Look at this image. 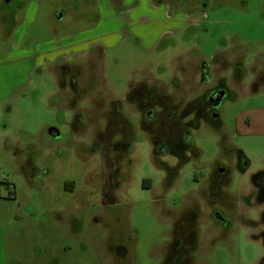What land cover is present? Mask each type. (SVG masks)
I'll use <instances>...</instances> for the list:
<instances>
[{
    "label": "rangeland",
    "instance_id": "obj_1",
    "mask_svg": "<svg viewBox=\"0 0 264 264\" xmlns=\"http://www.w3.org/2000/svg\"><path fill=\"white\" fill-rule=\"evenodd\" d=\"M81 1L83 13L75 12L74 17L61 11L57 21L53 10H67L77 0H9L6 8L5 0H0V16L11 14L13 21L8 37L0 20V55L11 45L12 31L24 23L26 6L34 4L33 21L21 45L34 64L31 74L26 66L20 68V81L28 84L16 91L11 107L0 110V264H110L106 249L112 243L131 250L128 264H158V249L167 235L160 207H178L191 198L200 209L197 262L257 264L264 248L240 228L226 238L210 237L215 229L206 222V198L197 192L215 159L225 156L222 138L228 151L239 149L249 165L246 174H231L230 194L248 183L249 173L264 167V126L246 131L243 124V119L254 120L257 109L264 108L263 86L246 92L255 74L264 77V0H213V8L204 10L201 0H160L158 8L150 0H124L123 8L112 1ZM99 1L107 8L94 7ZM193 5L204 16L195 15L197 25L182 30L186 24L182 9ZM98 25H103L100 31L112 34L102 46L86 47V56L57 50L43 58L52 47L62 50L69 35ZM235 58L244 75L236 86L238 93L220 107L217 124L198 119L191 123L189 135L198 158L176 167L178 177L165 195L160 190L163 172L152 162L146 138L133 122L135 116L127 117L134 137V150L126 159L128 175H122L116 204L107 210V217L100 214L98 193L87 195L92 191L87 184L90 176L100 167L98 154H89L88 145L93 130L97 134L104 128L111 98L122 100L129 83L149 79L175 101L186 103L204 88L196 64H220L233 86L229 64ZM62 63L76 64L80 72L81 93L76 97L80 101H73L82 112L75 130L84 136L70 133L72 112L66 108L70 90L66 81L60 86L62 75L57 79L54 69ZM3 82L8 84L10 79ZM50 127L58 132L57 138L47 133ZM29 154L36 165L31 171L23 162ZM144 180L150 189L143 186ZM64 190L66 198H71V190L85 194L86 211L80 213L73 200L60 201Z\"/></svg>",
    "mask_w": 264,
    "mask_h": 264
},
{
    "label": "flooded vegetation",
    "instance_id": "obj_2",
    "mask_svg": "<svg viewBox=\"0 0 264 264\" xmlns=\"http://www.w3.org/2000/svg\"><path fill=\"white\" fill-rule=\"evenodd\" d=\"M111 1L112 3L117 2L116 5L119 4L120 8L126 5L124 0H105L110 4ZM204 1L199 2L202 10L213 8V0ZM8 2L9 0H5V8ZM81 2V0L73 2L67 10L62 7L55 8L52 17L55 12L54 18L60 21L61 11L65 12L66 15L72 13L74 17L75 12L83 13L85 7L80 5ZM150 2L156 8L162 4L160 0H150ZM106 5L100 6V3L96 2L94 7H98L101 11L102 8H107ZM111 6L114 9L115 5ZM198 8L199 6L193 5L182 9L185 12L184 19L186 22L182 30L197 25L199 20L195 15H198V17L204 16V11ZM10 15L0 16V20L5 25L4 35L6 36H9L8 33L13 27ZM73 16L71 17L73 18ZM79 18L81 17H78V21H81ZM94 19L95 22L99 21L98 13H96ZM71 65L76 66L72 63H62L60 66H55L54 69L57 79L63 74L61 84L66 81V89L70 90L69 97L66 99V108L72 112L69 122L70 133H74V136L77 134L76 137H80L84 136V132H78L75 130V126L81 122L82 112L78 110L77 104L73 101H80L76 99L77 95L81 93L78 87L80 72L77 68V70L72 71L70 69ZM229 65L232 67L230 78L233 86L228 78L224 77V69L220 64L216 63L214 66L210 65L209 67L205 64H196L195 69L199 75V83L204 85V88L200 94L186 103L179 100L175 101L173 95L159 90L160 87L154 81H149V79L129 83L122 100L111 98L108 102V109H106L108 117L105 120L104 128L97 134H95L97 129L93 130L88 145L90 148L89 154H92V156L98 154L100 167L96 173L93 172V175L90 176L91 179L87 184L92 191L87 195L98 193L100 214L107 217V210L112 209L116 204L117 191L121 185L120 179L124 173L128 175L129 168H127L126 159L131 156L134 150V137L129 134L128 128H132V122L127 117L129 115L135 116L136 119L133 122L146 138L152 162L163 172L160 190L161 194L165 195L167 189L178 177L176 167L179 164L182 166L191 157H197L195 146L189 135L191 123L198 119L217 124L220 107L227 100H233L236 93H238L236 92V86L240 85L244 77L243 67L238 58H235V61ZM62 67H66L64 72L60 71ZM252 79L250 86L246 88V92H257L259 87H264V77L261 74H255ZM122 105L126 107L125 112L122 111ZM186 120L188 121L186 122ZM47 133L54 139L58 137V132L54 127H50ZM220 141H222L221 146L225 151V156L222 157V153L218 159H215L208 178L199 184L197 192L198 195L200 194L206 198L208 209L206 222L208 221L209 227L215 229H213L215 233L210 237L216 239L226 238L234 228H240L252 240L259 241L264 248V167L255 173H249L248 183L240 185L234 194H230L227 188L231 183V174L233 172H237L238 175L246 174L249 165L239 149L231 148V151H228L227 140L223 141L222 138ZM31 157L33 156L30 154L23 157L25 158L23 162L30 171L36 168L35 161H31ZM170 162H173L174 165ZM27 178L26 175L25 179ZM150 188L151 186L148 189ZM62 192L60 201L64 203L73 200L79 206L78 211L80 213L86 211L88 199L85 198V194L71 190V198H66L65 190ZM74 195L77 199L73 197ZM159 199V203H163V199ZM198 206L197 200L191 198L183 199L178 207H160L163 224L167 228V235L158 249V264H199L195 258L197 251H199L198 224L200 223H198V218L200 217L198 212L200 209ZM106 253L109 255L110 264H128L131 256V250L124 249L121 244L116 243L110 244L106 249ZM201 264L206 263L201 262ZM257 264H264V255Z\"/></svg>",
    "mask_w": 264,
    "mask_h": 264
},
{
    "label": "crops",
    "instance_id": "obj_3",
    "mask_svg": "<svg viewBox=\"0 0 264 264\" xmlns=\"http://www.w3.org/2000/svg\"><path fill=\"white\" fill-rule=\"evenodd\" d=\"M99 3L100 6H103L100 1ZM33 5L34 4L29 3V5L26 6V8L28 7V9L25 8L24 10V23L23 21H21L19 26L12 31L11 40L10 38H8L11 44L9 49L0 55V110L2 111L6 110V107L10 105L9 102H11L10 100L15 96L16 91L22 86L24 87V85L28 84V81L26 83H22L20 81L19 76L20 74L22 75V71L20 69L21 65H24V68H29V70H27V73L30 74L34 65L31 60V54L21 48L22 40L27 31V28L33 21L32 16L34 13L31 14L30 12V9L33 8ZM28 10L29 12L27 13ZM153 11H156L155 8L153 9ZM102 26L103 25H98L95 28L83 31L81 33L69 35L65 39L67 40V43L63 44L64 47H61L62 50L52 47L48 50V52L44 51L43 58H45L47 55L49 56L53 53H57V50H59L60 52L77 54L76 57H78V55L80 54L81 56H83L85 54L84 50H86V47L88 50H90L93 45L102 46V42H104V40L108 37L110 38L112 34L109 32H103V30L100 31L102 29ZM5 78L10 79V82L8 84H5L3 82ZM9 107H11V105ZM9 107L8 110L10 109ZM257 111L259 113L255 115L254 120L243 119V124L245 127L244 129L246 131H250L253 129V127H258L259 125L264 126V108L257 109Z\"/></svg>",
    "mask_w": 264,
    "mask_h": 264
},
{
    "label": "trees",
    "instance_id": "obj_4",
    "mask_svg": "<svg viewBox=\"0 0 264 264\" xmlns=\"http://www.w3.org/2000/svg\"><path fill=\"white\" fill-rule=\"evenodd\" d=\"M70 67H71L70 69H71L72 71L77 70V69H76V66H70ZM65 69H66V67H62V68L60 69V71L64 72ZM61 75H63V74H61ZM75 80H76V79H75ZM59 82H60V81H59ZM60 86H61V83H60ZM149 185H150L149 181H148V180H144V182H143V186L149 188Z\"/></svg>",
    "mask_w": 264,
    "mask_h": 264
},
{
    "label": "water",
    "instance_id": "obj_5",
    "mask_svg": "<svg viewBox=\"0 0 264 264\" xmlns=\"http://www.w3.org/2000/svg\"><path fill=\"white\" fill-rule=\"evenodd\" d=\"M218 106V105H217Z\"/></svg>",
    "mask_w": 264,
    "mask_h": 264
}]
</instances>
